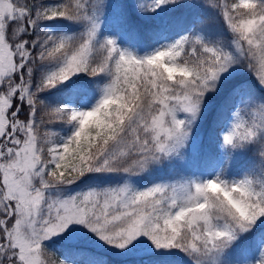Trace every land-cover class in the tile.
Returning <instances> with one entry per match:
<instances>
[{
	"label": "snow or ice",
	"instance_id": "obj_1",
	"mask_svg": "<svg viewBox=\"0 0 264 264\" xmlns=\"http://www.w3.org/2000/svg\"><path fill=\"white\" fill-rule=\"evenodd\" d=\"M53 248L264 264V0H0V264Z\"/></svg>",
	"mask_w": 264,
	"mask_h": 264
},
{
	"label": "trees",
	"instance_id": "obj_2",
	"mask_svg": "<svg viewBox=\"0 0 264 264\" xmlns=\"http://www.w3.org/2000/svg\"><path fill=\"white\" fill-rule=\"evenodd\" d=\"M190 157V160L193 161V156ZM198 158V167L201 168L204 171H208L212 169L219 161V155H210L207 157H197ZM185 160H177L172 165L166 166L164 168H160L155 173L156 177L158 178H174L179 174H184L181 172V168L183 166V162ZM187 164V163H184ZM187 173H191V168L188 169ZM47 259L49 264H59L60 261V251L56 248H53L52 250L48 251L46 253ZM109 259L113 261V264H118V260L115 257H112L111 254H107Z\"/></svg>",
	"mask_w": 264,
	"mask_h": 264
},
{
	"label": "rangeland",
	"instance_id": "obj_3",
	"mask_svg": "<svg viewBox=\"0 0 264 264\" xmlns=\"http://www.w3.org/2000/svg\"><path fill=\"white\" fill-rule=\"evenodd\" d=\"M221 158H222V157H221ZM184 163H187V162L185 161V162H183V164H184ZM196 163H197V161H196ZM186 167H187V164H184V165L182 166V168H181V172H184V174H186L187 169H188V167H190V165L188 164L187 169H186ZM211 171H212V170H211ZM198 172H200V171L198 170V166H193L192 173H198Z\"/></svg>",
	"mask_w": 264,
	"mask_h": 264
}]
</instances>
